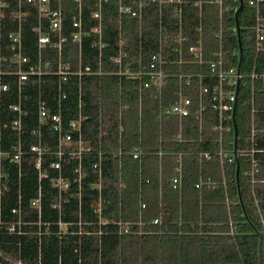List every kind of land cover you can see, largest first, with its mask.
<instances>
[{
  "label": "trees",
  "instance_id": "16d2710c",
  "mask_svg": "<svg viewBox=\"0 0 264 264\" xmlns=\"http://www.w3.org/2000/svg\"><path fill=\"white\" fill-rule=\"evenodd\" d=\"M9 4L0 9V55L9 56V35L18 31L19 24L12 18L13 12L29 11L30 15L21 23V35L24 49L34 55L37 52V36L33 28L37 24V10L23 0H1ZM55 1L58 0H54ZM202 2L208 0H192ZM245 2L239 14L241 43L243 48V71L251 72L255 65L264 72V53L256 57L253 36L250 28L254 23V10ZM64 13V35L72 31V17L78 6L74 0H61ZM84 26L87 31L98 26L91 19V13L97 9V0H83ZM138 0H123L137 9ZM238 1L227 0L224 3L222 21L217 6L202 4L187 6L182 20L170 11L164 14L162 25L158 10L151 6L143 10L139 17L119 16V0H109L102 12V43L107 47L100 49L95 45L99 35L92 33L83 44L84 61L102 65L104 71L116 74L118 67L110 62V57L118 54L121 38L126 41L123 48L127 57L125 64L132 71H138L149 64L159 48L161 26L165 36L173 47L179 48L177 38H186L182 42L184 49L202 42L205 60L219 50L220 41L216 37L223 28L222 42L229 57L238 51L239 42L236 33V11ZM19 7L21 9H19ZM222 23V24H221ZM236 30V31H235ZM184 60L191 56L185 52ZM57 53L48 51L47 60L55 67ZM232 64L237 58H231ZM178 60V56H174ZM63 61L77 69L80 51L77 46L63 53ZM174 72H187L199 67L173 65L167 67ZM55 88L46 87L44 99L52 111L57 109ZM256 129L259 148L264 150V90L259 83L255 85ZM178 80L171 78L165 91L164 107H170L176 100ZM77 90V92H76ZM69 95L62 107L65 122L79 115L78 89ZM71 91V92H72ZM82 113L88 119L84 122V140L96 149L104 152H125L121 159L108 156L104 166V185L102 190V220H122L129 223V233H120L119 226L99 224L101 219L93 211L98 192L91 188L96 182L93 174L85 180L80 196L74 189L70 202L62 207V212L53 208L57 194L48 180L43 183L42 216L31 208V202L38 191V175L31 164L25 163L21 175L15 167H10L6 180L7 191L0 201V217L4 223L17 222L19 219L27 225L22 234L7 233L6 227H0V264H264V153L257 155L263 160L257 180L251 184L246 174L250 171L247 158H239V164L224 169L226 178L222 185L223 172L216 157L200 163L197 155H185L183 161V181L180 189H173L172 180L178 167L177 153L209 150L204 142L177 143V120L168 118L160 130L158 105L145 95L140 107L139 93L134 81L119 75L84 77L82 80ZM251 84L239 91V99L234 113V123L238 133L237 148H247L246 138L251 127ZM0 105L4 113V122L12 120L6 109L11 102ZM30 110L28 118L31 125L36 123V111L32 101L26 106ZM213 115V114H211ZM209 124H206L209 127ZM185 132L184 137L189 134ZM193 136L198 137V125ZM234 132L227 135V148H234ZM14 136L4 137V147L14 142ZM23 142L31 141L28 133ZM163 140V142H161ZM51 136V145L55 143ZM162 147L167 155L161 159L155 154H145L141 160L133 159L130 152L135 148L144 151H157ZM89 166L86 164V167ZM237 167L239 175L237 177ZM220 183L214 189H197L200 177ZM124 187H120V183ZM146 208L142 209L141 205ZM20 209L19 215L12 210ZM160 220L159 224H154ZM63 224V227L60 226ZM231 225L236 231L231 234ZM10 256L13 261L6 258Z\"/></svg>",
  "mask_w": 264,
  "mask_h": 264
},
{
  "label": "built area",
  "instance_id": "2783aa9c",
  "mask_svg": "<svg viewBox=\"0 0 264 264\" xmlns=\"http://www.w3.org/2000/svg\"><path fill=\"white\" fill-rule=\"evenodd\" d=\"M20 1V0H19ZM227 0H208L194 2L192 0H138L137 9L131 4H124L119 0V16L139 17L143 15V10L154 6L158 10L159 22L162 25V18L167 12L182 20L184 9L187 6H201L202 4L214 5L218 7L220 21L224 3ZM245 2L243 0H230ZM28 6L37 10L38 20L33 28L37 36V52L34 57L30 52L25 51L21 35V23L29 17L30 12H13L12 18L16 19L19 29L9 35L10 54L9 56L0 55V105L5 101L8 104L6 112L13 116L9 122H4V113L0 109V201L2 195L7 191L6 180L9 175L10 167H15L19 175L23 171L25 163L31 164L38 175V191L36 198L31 202V208L42 216L43 183L48 180L51 188L57 194V202L53 205L59 214L62 207L70 202L74 189L80 196L85 180L89 174H93L96 182L90 186L98 192V199L93 204V211L101 219V224H114L119 226L120 233H129V223L122 220L112 219L102 220V190L104 185V166L108 156L121 159L125 154L123 150L104 152L102 149L92 147L84 140V122L87 117L82 113L83 91L82 80L84 77H96L103 75H119L130 81L139 93L140 107L145 95L158 105V118L160 130L164 126L165 120L173 118L177 120L178 134L173 141L177 143L204 142L209 145V150L188 151L177 153L178 167L176 175L172 180L173 189H180L183 181V161L185 155H197L200 163L219 159V164L223 172L222 185H225L226 178L224 169L232 164H239V158H247L250 163V171L246 176L251 184L260 182L257 175L260 173V164L263 160L258 159L257 155L264 153L259 148L256 129V105L254 94L255 85L259 83L264 90V72H260V65H255L251 72L243 71V58L240 63V48L230 57L237 58V63L232 64L228 52L224 50L222 36L223 28L216 37L220 41L219 50L212 54V59L205 60L202 42L192 45L187 49L183 48L182 42L186 38L180 35L177 38L179 48L173 47L165 36V30L161 26L159 37V48L150 59L148 65L141 67L138 71H132L130 65L124 63L127 57L123 48L126 41L121 38L118 54L110 57V62L118 67L116 74L104 71L102 65L90 64L83 59V44L92 33L99 35L100 49L107 47L102 43V12L103 7L109 0H97V9L91 13V19L98 21V26L85 29L83 17V0H74L77 3L78 11L72 17V31L64 35V13L61 0H23ZM248 7L254 10V23L250 28L253 36L254 51L256 57L264 53V0H248ZM9 4L0 0V9H7ZM240 7V5H239ZM19 9H21L19 7ZM239 9V8H238ZM237 9V11H238ZM236 11V12H237ZM1 17L5 16L1 12ZM222 24V23H221ZM241 30V28H240ZM236 31V30H235ZM237 33V31H236ZM242 44V43H241ZM77 46L80 51V61L77 69L63 61V53L66 49ZM57 53V61L54 66L47 60L48 51ZM243 51V48H242ZM187 52L191 59L185 61L183 56ZM178 60H174V56ZM173 65H184L199 67L198 70L191 68L187 72H174L167 67ZM171 78L178 80V89L175 94L176 100L173 104L165 108V91L169 86ZM251 84V127L250 133L246 138L247 148H237L234 136V148L229 150L226 146V137L232 131L235 134L234 113L236 111L239 91L245 89L247 84ZM57 109L51 110L44 99L45 88L54 87ZM73 89H78V108L79 115L76 119L65 122L61 111L69 95L75 93ZM72 91V92H71ZM77 92V90H76ZM32 101L36 111V123L31 125L28 118L30 110L26 107L27 102ZM213 114V115H211ZM209 124V127L206 124ZM198 125V137L193 136L194 127ZM185 132L189 134L184 137ZM28 133L31 141L23 142L22 138ZM186 133V134H187ZM55 136V143L51 145V136ZM14 136V142H9L7 148L4 147V137ZM163 142V140H161ZM166 152L162 147L157 151H144L135 148L131 154L133 159L141 160L145 154H155L161 159ZM86 164L89 165L86 167ZM264 183V180L262 181ZM220 183L212 179L199 178L195 187L197 189H214ZM123 188L124 184L120 183ZM146 208L145 204L141 205ZM14 215L20 214L19 208L12 210ZM160 220H155L154 224H159ZM264 224V220H263ZM27 225L20 219L13 223H4L0 217V227L5 226L7 233L22 234V227ZM63 227V224L60 223ZM236 227L231 225V234L236 231Z\"/></svg>",
  "mask_w": 264,
  "mask_h": 264
},
{
  "label": "water",
  "instance_id": "95a60500",
  "mask_svg": "<svg viewBox=\"0 0 264 264\" xmlns=\"http://www.w3.org/2000/svg\"><path fill=\"white\" fill-rule=\"evenodd\" d=\"M243 9V2L240 1V7L238 9V11L236 12L235 15V19H236V30H237V36H238V42H239V48H240V63L242 61L243 58V51H242V44H241V30H240V25H239V14L241 12V10ZM237 138H238V133H237V129L235 127V141L237 142ZM239 175V169L237 167V177Z\"/></svg>",
  "mask_w": 264,
  "mask_h": 264
},
{
  "label": "rangeland",
  "instance_id": "374dc122",
  "mask_svg": "<svg viewBox=\"0 0 264 264\" xmlns=\"http://www.w3.org/2000/svg\"><path fill=\"white\" fill-rule=\"evenodd\" d=\"M6 258H8V259H10L11 261H13V259H12L10 256H8V255H6Z\"/></svg>",
  "mask_w": 264,
  "mask_h": 264
}]
</instances>
